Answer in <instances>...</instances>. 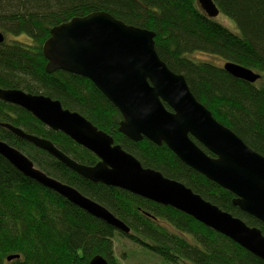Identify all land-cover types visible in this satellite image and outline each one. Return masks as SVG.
<instances>
[{
    "label": "trees",
    "instance_id": "trees-1",
    "mask_svg": "<svg viewBox=\"0 0 264 264\" xmlns=\"http://www.w3.org/2000/svg\"><path fill=\"white\" fill-rule=\"evenodd\" d=\"M212 2L235 32L217 18H208L196 0H0L4 37L0 89L59 101L62 108L110 135L142 167L184 184L264 235V224L234 206L230 192L183 164L165 145L156 146L145 138L133 142L122 136L118 132L121 115L89 80L64 71H45L42 46L53 27L75 17L106 12L126 25L153 32L154 49L168 69L184 77L194 98L217 122L264 156V0ZM8 35L25 36L28 41H6ZM197 54L239 64L260 78L252 84L234 78L223 65L199 59ZM0 123L51 141L82 165L98 162L63 133L1 100ZM0 140L22 152L49 177L105 207L130 230L128 234L118 232L25 177L0 156V264H88L97 255L108 264H119L112 242L116 235L148 249L164 264H264L193 218L119 188L90 182L1 127ZM10 256L18 258L7 261Z\"/></svg>",
    "mask_w": 264,
    "mask_h": 264
},
{
    "label": "water",
    "instance_id": "water-1",
    "mask_svg": "<svg viewBox=\"0 0 264 264\" xmlns=\"http://www.w3.org/2000/svg\"><path fill=\"white\" fill-rule=\"evenodd\" d=\"M196 1L208 18L219 15L212 0ZM153 38V32L126 25L103 11L75 17L50 30L42 46L45 71H64L89 80L121 115L118 132L122 136L133 142L145 138L156 146L165 145L183 164L230 192L234 196L232 204L240 211L264 224V156L217 122L194 98L184 77L160 60ZM3 40L0 33V43ZM222 69L251 84L260 78L233 62L223 63ZM0 100L23 109L46 128L63 133L92 153L98 162L82 165L51 141L0 123L1 128L45 151L80 177L179 211L264 261V235L258 228L247 226L184 184L142 167L110 135L80 114L62 108L59 101L18 89H0ZM0 156L25 177L92 217L123 234L130 232L105 207L49 177L2 140ZM15 258L18 256L7 257V261ZM88 264L108 263L97 255Z\"/></svg>",
    "mask_w": 264,
    "mask_h": 264
},
{
    "label": "rangeland",
    "instance_id": "rangeland-1",
    "mask_svg": "<svg viewBox=\"0 0 264 264\" xmlns=\"http://www.w3.org/2000/svg\"><path fill=\"white\" fill-rule=\"evenodd\" d=\"M217 21L226 27L229 31L235 32V27L233 24L223 15L219 14ZM23 41L28 38L25 36L21 37H12L7 36L6 41ZM195 57L209 61L215 65L222 66L223 61L217 57H212L208 55L197 54ZM114 255L119 264H164L162 260L148 249L143 246L133 243L125 238L115 236L112 239Z\"/></svg>",
    "mask_w": 264,
    "mask_h": 264
}]
</instances>
